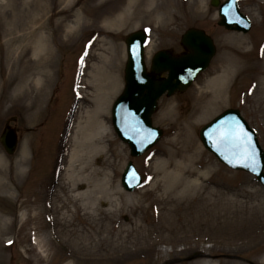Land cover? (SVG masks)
<instances>
[{
    "label": "rangeland",
    "instance_id": "1",
    "mask_svg": "<svg viewBox=\"0 0 264 264\" xmlns=\"http://www.w3.org/2000/svg\"><path fill=\"white\" fill-rule=\"evenodd\" d=\"M122 1L0 0V135L8 120L19 135L12 155L0 142V264H264V186L254 175L221 163L199 136L203 124L228 107H238L264 147V0L239 1L252 20L248 33L218 25V9L211 0H154L153 7L145 6L146 1L136 12L124 7L126 19L116 26L98 19ZM61 9L63 14H57ZM132 13L134 18L129 20ZM193 26L212 35L216 55L191 87L161 97L153 123L164 130L163 137L148 152L133 157L115 131L111 113L125 85V38L134 30H150L146 48L150 67L157 50L183 52L182 34ZM42 36L48 39L44 51L35 48ZM25 48L28 54L17 61ZM237 51L243 52L242 59ZM101 55L112 56L119 73L114 82L107 70L97 75L106 83L112 81L105 95L106 115L121 153L109 169L99 154L93 157L97 173L79 188L93 190L95 215L85 218L81 199L69 202L63 163L73 118L86 92L96 96L104 91L100 87L80 90L83 80L92 79V68L101 62ZM25 65L29 71L20 73ZM39 72L37 94L16 99L24 87L36 84L34 75ZM212 85L219 100L206 105ZM201 105L204 108L197 113ZM189 138L198 154L191 149L184 158L183 144L191 145ZM170 153L174 154L170 170L177 166L175 161H184L195 171L189 180L179 183L173 171L164 173L163 162ZM190 154L203 158L199 164L189 163ZM129 160L145 181L131 192L121 183ZM106 173L125 194L120 206L104 190ZM184 187L190 204L183 208L176 196ZM198 192L203 193L196 199ZM67 207L70 211L64 213ZM231 221L236 227L227 228ZM73 224L81 226L75 229L78 233L83 227L93 237L92 245L84 246L78 234L68 233ZM104 236L107 239L101 240Z\"/></svg>",
    "mask_w": 264,
    "mask_h": 264
},
{
    "label": "water",
    "instance_id": "2",
    "mask_svg": "<svg viewBox=\"0 0 264 264\" xmlns=\"http://www.w3.org/2000/svg\"><path fill=\"white\" fill-rule=\"evenodd\" d=\"M211 2L220 6V25L244 32L250 29L251 23L240 11L237 0ZM145 42L146 36L142 31L134 32L127 38L126 85L113 107L114 127L120 138L129 144L133 156L148 150L163 133L162 129L152 123V114L162 94L167 92L172 95L189 87L198 73L208 68L216 52L210 35L203 29L190 28L182 36V43L189 52L174 56L168 50H160L154 55L151 71H148L144 60ZM164 72L168 75L156 77ZM234 129H242L247 134V141L233 139L231 133ZM200 135L204 145L222 162L255 174L264 184V151L259 145L256 132L238 109L223 112L204 125ZM0 140L8 153L15 152L18 135L13 127L6 126ZM122 183L127 190H134L142 184L141 176L132 161H129L123 173Z\"/></svg>",
    "mask_w": 264,
    "mask_h": 264
},
{
    "label": "bare ground",
    "instance_id": "3",
    "mask_svg": "<svg viewBox=\"0 0 264 264\" xmlns=\"http://www.w3.org/2000/svg\"><path fill=\"white\" fill-rule=\"evenodd\" d=\"M124 1V0H123ZM122 1V2H123ZM148 4H144V2H146ZM118 3L116 4V6L114 7V9L110 10V11H105L103 13H101V16L98 18H102L101 21L105 22L107 25L109 26H116L120 23H122L123 19L125 21L126 17L125 14L123 13V8L124 7H131V11L136 12V10H138V8L140 7V5H145V6H152L154 5V0H126L123 3ZM133 2H135L134 4H132ZM49 3L51 4L50 0ZM45 7H47V2L44 3ZM132 5H134L135 7L133 8ZM61 10H58L56 13L57 14H63V12H61ZM66 15L64 17V19L66 20ZM132 18H134V13H132V15L130 16V18H128L129 20H131ZM123 21V22H124ZM107 34L104 33V36H106ZM107 37V36H106ZM104 40V39H103ZM21 41H24L21 39ZM105 44V43H104ZM48 46V39L47 37H41V39L35 43V48H40L42 51H44L43 48H46ZM109 48H112V46H110ZM7 50H9V48H7ZM29 49L25 48L23 49L18 56L17 61H20L21 58H25L26 54H28ZM232 52H235V50H232ZM242 55L243 52L242 51H237V57L242 59ZM9 56L7 55V58ZM107 57L105 55H101L100 59L101 62L96 64L92 69L91 73L93 74L92 79H87V80H83L82 84H81V91H85L84 88L89 87L90 89H93L96 91V89H98V87H100V90H104L102 93H100L99 95L96 94V96L91 95L89 92H86V96L84 95L86 98L84 101H82L83 104H81V106L79 107L76 115H74L73 118V126L71 127V130L69 132V138L66 140V156H65V161L63 163V169L65 170V175L66 178L69 180V190L67 191V195L70 197V201L69 202H76L75 199L77 197H79L82 201V205H83V217H87V216H94V209H93V190L92 189H87L86 191L84 190H80V184L84 183L85 181H89L92 180L93 177H95V172L97 173V167L94 164L93 161V157H95V155L99 154L101 158H103L104 160V165L106 169H109L111 167L114 166L115 164V156H118L121 151L118 149V143L116 141V139L114 138V136L112 135V131H111V127L110 125H108L107 122V115H106V93L109 89V84L113 81H115V78L119 75L118 70L116 69V65L114 66V62H113V57L110 56L109 59H106ZM15 63H13V66L11 67V69H13L15 67ZM109 63V65H108ZM114 66V68H113ZM105 70H107L110 75L112 76V81L110 82H105V80L102 77H98L97 73H103ZM29 71V67L27 65H25L23 68H21L20 73H26ZM118 73V74H116ZM41 76L42 73L39 72L37 74L34 75V80L35 83H31L30 86L24 87L19 95H17L16 99H20V100H27L29 99V97L31 95H33L37 90L40 89L39 87V83H41ZM110 79V76L108 77V80ZM101 81V82H100ZM24 82V81H23ZM119 83H117V86L115 85V88L119 86L120 84V80H118ZM212 91L208 94V96L206 97L205 101H207L205 104L206 105H213L215 103L214 99L219 100L217 98H215V91L213 90V85L211 86ZM39 92V91H38ZM105 92V94L103 95V93ZM97 93V92H96ZM37 94V92H36ZM36 96V95H35ZM83 96V98H84ZM88 96V97H87ZM105 100V101H104ZM204 101V102H205ZM108 102V101H107ZM204 102L202 104H204ZM200 104V103H199ZM203 105L199 106L196 109V112H200L203 109ZM189 136L191 138L190 132H189ZM189 138V139H190ZM189 142L191 143V145L188 144H183V152H182V156L184 158H188V152L191 149H194L196 151V153L198 154V149L197 146L193 143L192 139L189 140ZM114 151L113 152V149ZM112 150V151H111ZM194 151V152H195ZM201 154H203V151L200 152ZM176 154H179L176 152ZM170 159L168 160H164L163 162V171L164 173L167 175L168 173H171L172 171L174 172V176L179 177V183H182V181L185 180H189L188 177L193 176L192 174H195V171L191 170L188 167V163L184 162V161H175L177 166H173V169L170 170V168H172L171 166V162L174 159V154L170 153ZM190 156L192 157L193 161H189V163H195L197 162L199 164V162H201V159L203 158L202 155H192L190 154ZM168 161V162H167ZM196 163V164H197ZM180 167V168H179ZM199 170V169H197ZM200 173L202 175H205V172L200 171ZM108 176V184H106L105 187V191L107 193V197H110L111 202H113L115 205L119 206L124 203V199H121L122 196H124L125 194L120 191L117 187H115V184L112 185V178L110 177V175L108 173H106ZM162 175V178L165 176ZM201 177V176H199ZM193 182H195V179H191ZM115 183V182H114ZM196 183V182H195ZM193 184V183H192ZM191 185H189L188 187H190ZM100 188V187H99ZM202 193H197L196 194V199L202 196ZM122 194V195H121ZM117 195H121V196H117ZM176 200L179 201L180 203V207H185L187 204L189 206L190 204V199L188 196V191L186 190V188L184 187V190L180 193H178V196H176ZM229 202H231L232 204V200H229ZM55 203V201H54ZM54 203L52 205V203H50V207L55 209ZM62 209V208H61ZM48 210H50V208L48 207ZM70 211V209L67 207V209L65 210L64 213H68ZM77 213V207H75V211ZM66 217V215H64V218ZM85 217V218H86ZM68 225V224H67ZM229 226L232 227H236V223L235 222H229L227 223L226 227L229 228ZM68 227H70L67 231L69 234L71 235H77L80 237L79 239H81L80 243L84 246H88V245H92L93 244V237L87 232L85 231V229H81L80 233H78L75 229H77V226L73 224V226L71 227V225H69ZM81 227V226H80ZM79 227V228H80ZM120 230V229H119ZM107 232L109 234H112V231H108ZM226 233L224 234L223 237H225L227 235V231H225ZM114 234V233H113ZM116 235H120V232H117ZM87 236V237H86ZM107 236H104L101 240H106ZM41 244V243H40ZM91 258H95L99 256V253H97V255H90ZM82 257V256H81ZM85 259V261H87L88 257L87 255L83 254V257ZM206 264V263H204ZM212 264H216V263H212Z\"/></svg>",
    "mask_w": 264,
    "mask_h": 264
},
{
    "label": "snow or ice",
    "instance_id": "4",
    "mask_svg": "<svg viewBox=\"0 0 264 264\" xmlns=\"http://www.w3.org/2000/svg\"><path fill=\"white\" fill-rule=\"evenodd\" d=\"M232 138L237 141H247V134L242 129H234L231 133ZM11 243V242H9Z\"/></svg>",
    "mask_w": 264,
    "mask_h": 264
}]
</instances>
